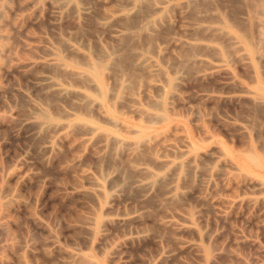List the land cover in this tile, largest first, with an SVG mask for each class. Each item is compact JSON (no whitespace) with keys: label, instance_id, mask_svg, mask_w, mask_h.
<instances>
[{"label":"rangeland","instance_id":"1","mask_svg":"<svg viewBox=\"0 0 264 264\" xmlns=\"http://www.w3.org/2000/svg\"><path fill=\"white\" fill-rule=\"evenodd\" d=\"M42 1L43 0H39L36 3V6L38 5L42 10V15H45L46 5L42 4ZM95 1L93 3L94 5L97 4V6L100 7L99 4H101L103 6L101 7V12L100 8H98L99 10L95 11L97 13L96 15L99 16L114 7L113 3L111 2L110 4H108V6L107 4H105L109 3L108 0H97L96 3ZM155 1L156 0H153V2L152 0H141L140 4H145L143 6H145L146 8L148 6H151L152 8L156 4V2L160 0H157L156 2ZM170 1V4H168L170 5L169 10L165 13L159 12L157 14V18H159L160 22L162 23L161 27L164 26V29L161 27L158 29V26H156V23H154L151 24L153 28L151 27L150 32L147 34V37L149 38L145 37L144 35L146 34L144 33H140L136 37L140 38L139 40L145 44V47H149V49H151L150 45H152L153 48L156 45L158 39H161L160 37H157V34L162 36L165 33H169L170 31L173 35V32L179 33L180 31L182 32V30L187 29L185 31V34H188L191 31L192 33L190 32L189 35L193 36L195 41H193V43L191 44L186 45L187 48L182 46L179 49H173L171 58L169 57L170 60H168V63L164 65V68L166 67V69L169 71V61L173 62L177 59V57H180V55L182 56L185 52L182 53L183 51L181 50L187 52L189 45H192L188 50V53L190 51V55H195V51L199 50V53H206L205 55H208L209 59L215 58V61H221V64L219 66H216L215 68H210L206 62L192 60L183 64H179L182 69V80L181 84L178 86V95L173 98H166V102L171 105V107L173 106L169 114L172 120L181 124H179L180 129L173 130V132L172 130H167L168 132L165 130L163 132L164 135L161 134L159 135V137L157 136L158 141L156 140V138L151 139L149 142L148 150H146L147 148L145 149V151L150 152L146 153L144 151L143 155L144 153H146V157L149 156L150 160L154 158V161H150L146 158V160L148 161H146V163L148 164L150 169L159 172L160 174L166 175L170 171L171 165H160L157 166L159 167L158 169H155L157 168L156 165H159V160L173 159L176 161H180L185 166L186 163L191 160L188 164V167L189 171L191 170V168H194L193 171L191 170L192 174L189 172V175V173L187 174L186 172V175L180 177L177 181L170 179V181L172 180V182L169 181L168 177H165L161 185L155 184L149 194H147L146 196H141V193L138 191V189L140 188L138 186H135L134 184L132 185L129 182V180H132L134 177V179L141 178L140 176L144 177L143 175H139V172L132 169L133 167L132 165H130L132 164L131 161L135 160L138 157L136 151L133 149V147H128L127 145L126 147L128 149L123 145H117L115 148H111V146L109 145L110 150H107L109 146L102 147L100 145V142L102 140H100V138H103V136H101V131L107 130L108 128H110V125L99 121L91 112L90 106L84 104L80 105H82V107L85 106L84 108L89 111V114H87V111L84 108L82 109V107L79 105V109H82L80 110L81 116L91 119L92 121L99 124L101 131L93 133V140L83 141L81 138L82 128L79 125H75L76 127H73L74 125L70 127L68 126L69 128L67 127L61 134V136L59 135L54 138V142L56 145L55 148L57 150L55 149L53 151L47 152L48 154H46L45 152L43 153L41 140L43 142V139H46L44 135H52V127L47 124L42 125L37 130V133L32 136V138L27 137L28 135H30H27L26 133L28 129H26V127H24L23 125H18L17 121H15L17 117H21L25 113V110L29 109V106H31L24 97L18 94V88H20V85L25 86L27 84L28 77L35 73V71L32 68L27 71L18 70L16 72L11 70L12 68L9 67V72L13 71L10 72L11 75L9 74V72H0L2 73L0 74V98H2L0 99V222L2 223V228L4 231L2 232L6 234L4 235L2 232L0 233V264H109V258L112 250L120 243V241H123V237L119 236L123 228L117 227V230H115L114 227L116 226L112 224H100L95 228L96 230L94 232L88 234L87 232H85L86 230L84 231V227L82 226L83 222H85V220L89 217H93L95 214H97L102 220H105L109 217H115L121 214V212H127L129 209L132 210V213L140 215L141 220L139 222L141 223L138 224L139 226H137L144 230L139 235L127 240V242L124 244V254L128 256L127 259L130 262L129 264H149V262L150 264H154L155 262L157 264H161V262L163 261L164 263L162 264H170V262L171 264H264V228H262L261 230V227H263L264 225V208H260V206L257 207L258 205H252L251 203V205H246L245 202H240L239 204H237L238 206H231L229 202H227L231 199L244 201L247 197L257 195L250 183L247 182L246 175L259 176L260 174H258L259 172L255 167L244 160L243 154L250 146L254 147V150L257 154H262V151L264 149V131L262 130L264 129V103L260 104L255 100L259 97L264 100V92L258 87V85L260 84L264 87V33L262 30L263 23L261 22V19H264V0H245L247 2H245L244 0H238V2L237 0H233V2H231L232 0H215L216 4H213L214 6L211 5L212 3H214V0ZM207 1L209 2V4H211L208 5ZM218 1L220 2L218 3ZM19 2H21V0H5V3L7 5L9 4L8 7H15ZM178 2L185 3V9L188 12V15H192L191 17H188L189 20L195 22L191 27L184 24L181 26L176 25L177 30L174 28L172 21H174V19L176 18L177 11L179 10L177 5ZM199 2L200 5L198 4ZM249 4L250 8L248 7ZM97 6L95 5L94 8ZM208 6L209 8L213 6L211 8H213L214 11H210ZM217 7H220L221 11H219ZM141 8L144 12H150L151 10V8H149L150 10H145L144 7ZM31 11L32 8L18 14L19 17L15 15L12 18V15H9L11 14V12L9 10H5L3 16L0 18L1 32L6 35L5 38L0 40V43L5 46L12 47V54L19 59H24L34 54L33 50H30L28 47H23L21 45L17 29L19 25L28 24V16ZM212 14L213 16H211ZM194 15L195 17L193 18ZM65 16V19L64 16L62 17L58 26L59 36L65 35V33L67 34L69 32L71 33V36H76V32H78V34H80L79 36H82L83 38L92 39L95 34H98L107 39L108 37L106 36L109 32H106V28L109 27L108 24L111 25L110 23H119L118 21L112 20L106 25H103L95 21L94 18H90L91 20H94L92 22L91 20L89 21V19L84 20L85 18L79 19L73 14H67ZM161 16L162 18H160ZM199 16L205 18L203 22L202 20H199L201 19V17ZM168 18H170V20H168ZM206 19L207 21H214L213 24L215 27H211L210 25H208ZM87 20L89 23H91H86ZM162 21H166L168 23H164ZM234 22L236 23L234 24ZM42 23H46L45 19L41 22V25H37L35 27L29 26V31L33 34H36L38 33V30H45L43 29L45 28V25H43ZM84 24H86V26H91L92 28H94L92 29L90 27H87L86 30V26H84ZM165 24L170 26L169 30L165 29V27L168 28L167 26H165ZM238 25L239 27H241L240 30L239 27L236 28ZM70 26L71 29H69ZM97 27L100 29H104L100 31ZM203 27H206V30H204ZM72 28H74L75 30H72ZM95 28H97L96 32H93ZM212 29L216 31L213 32ZM108 30L109 29H107V31ZM161 30H165V33L160 32ZM104 31L107 33V35ZM156 31H158V33H156ZM222 32H224V34ZM88 33L92 36H90ZM241 33H246L245 37H243L245 41L243 40V38H240V44H234L231 40V35H238ZM14 39H16V42L14 41ZM137 39L135 37L133 39V42L135 44L140 42L139 40L138 42ZM154 39H156V41ZM33 40L34 39L31 38L28 40V42L31 44H35L36 41ZM107 40L110 43V46L113 44L116 46L120 43L119 41L116 42V39H113L114 41H111L112 39L108 38ZM118 40H121L122 42L123 38H120ZM135 41H137V43ZM149 42H151L152 44ZM13 43H16V45L14 44L13 46ZM196 45L203 51H200V48L198 49L197 47H195ZM204 45L206 46V49ZM255 47L256 50H254ZM237 49L239 50L237 51ZM252 51L256 52L255 56H248ZM188 53L185 54L189 55ZM211 53L213 54V56ZM260 54L261 57L259 56ZM187 55H183V57H186ZM243 58L247 59L244 60ZM65 59V63L55 64L51 68V72L53 73L54 78H56L58 82L62 81V79L64 78V82L62 81L60 82V84L64 85L68 89L83 90L92 93L93 91L92 89L90 90L91 87L89 84L90 77L86 72H84L85 66L83 65V63L78 62L74 66H71L69 65V58ZM135 65L137 64L135 63ZM71 68H74L75 70ZM138 68L134 70V73H136L132 75L133 81L135 79L134 83L133 81H130V78L129 82L132 83L130 85V83L128 82V88L124 87L122 89V94H133L137 96V98L142 103L145 102V96L142 91L147 88L148 77H146V72L143 68ZM34 69L36 71L38 70L37 68ZM85 78H87V81L85 80ZM137 78L139 80L138 82L136 81ZM103 80L104 83L107 84L113 83L112 78L107 75H105ZM132 84H136V86H133ZM12 89L13 92H11ZM9 90L11 94L9 93ZM14 90L18 93L16 94ZM50 92H52V94H50ZM44 93H46L47 95ZM69 93L70 92L64 93L65 95L63 93L59 94L55 89L49 88L40 92L38 100L43 101H40V103L42 105L44 104L45 106H43L45 108H51L50 110L48 109V111H53L54 113H56L55 109L61 110L64 106L60 101L63 100L65 105L68 103L72 104V102H74V97L71 95L72 93ZM199 93H204V95L200 96ZM14 94H16V96ZM68 94L71 96H69ZM49 96H53L52 98L55 99L50 100L49 98H46ZM22 100H24V102H22ZM26 103H28L29 106ZM112 104L114 108L116 110L118 109L120 112L119 116L117 117L120 123H124L125 125L132 127H137L139 125L138 119H136L133 114L127 110V108H120L121 105H119V102L117 100H114V103ZM14 105L16 106L14 107ZM252 105L253 108L251 107ZM254 107L258 109L256 113L254 112V110L256 111ZM59 110H57V112H60ZM83 110H85L86 114ZM82 111L83 113H81ZM251 111L252 113L254 112L253 115H251ZM125 114H127V117H125ZM255 115L259 118L257 119ZM250 116L252 117V119H250ZM254 116L258 122L254 120ZM134 118L136 120H134ZM249 119L251 122H247ZM244 121L246 122L244 123ZM198 122L199 124H197ZM255 122L257 126L259 125V130L261 128V131H263V135L261 134V131L259 132L263 137L260 136L258 132L257 133L259 134V138L255 135L257 134L255 133V129L259 131L255 125ZM4 124H6V126H4ZM143 124L145 127H148L151 132L161 130L163 131V127L160 123L143 122ZM239 124L244 128H237V125ZM116 126L120 129H118ZM43 128H45V130ZM111 128L112 130H114V132L122 137L131 136L123 126L121 128L120 124L115 125ZM23 132L25 133V135L23 134ZM78 132L80 133L79 135ZM165 132L168 134H166L167 136L165 135ZM173 133H176L177 136L175 134V136L172 135ZM99 135L100 137H97ZM171 135L173 138L171 137ZM178 136H180V140ZM169 138L172 140H170ZM177 139L179 140V144L176 143L178 141ZM261 140H263V142ZM81 141L85 142V144L79 143ZM94 141L97 142L95 143ZM186 142L187 144H190L192 142V144L196 145L199 150L208 148L214 143L218 144L227 153V157L230 161L226 164L228 166L224 167L225 170L221 168V162H223L222 160L224 156H220V158L215 159V161H211L200 156H193V153L188 151L182 152L181 150L185 149L183 145L186 144ZM79 145L81 147H79ZM165 145H170L172 147ZM151 146H154L153 149ZM163 146H165V148ZM74 148L79 149V151ZM172 149H174L175 151L178 150L180 154L176 153L178 151L175 152ZM20 150H22L23 152ZM70 150L72 151V153ZM168 150H170V153ZM155 151L158 152L155 153ZM160 153H162V155L159 156L158 154ZM96 155H99V158H97L98 156ZM28 157H30V160ZM198 157L201 158L203 163L202 161L199 162L200 158ZM128 159H130L131 161H128ZM156 161L158 163H155ZM97 164L99 165L97 166ZM111 166H113L114 168ZM128 167L131 169H129ZM98 168H101L103 172L115 171L118 174L121 173V176L119 175V180L121 179L122 192L120 191V195L118 196L119 198L117 199L118 202H121V200L124 199L123 196H125L128 200L125 199V202L123 201L121 202V204L118 203L117 200H115L116 204L118 203L117 205H115V202H110L108 195H106L105 197L99 195L97 196V198H94L92 196V198L96 199L95 201H93L94 199L91 198V195L86 196L80 194L78 196H75L74 194L70 193V188L68 186L72 187L77 184L85 185L84 182L87 183L86 185H89L87 180L88 177L91 176L90 173L93 174L95 171H97ZM87 169L89 170V172H87ZM120 169L122 171L124 170L127 176H124V171L122 173ZM203 169L206 170L203 171ZM209 169L213 174L210 183L211 185L205 184V179L203 177L204 175L202 174V172H208ZM220 169L222 170L220 171ZM3 172L5 174H3ZM219 172H221L222 174ZM14 174H24L25 178L24 180H15ZM86 174L89 176L86 177ZM142 174H144V172H142ZM232 174H234L235 176ZM188 175L189 177H187ZM84 177L86 179H84ZM166 178L168 179L166 180ZM38 180L39 182H37ZM34 181L36 182V186ZM49 181H51L54 186ZM169 182L170 184H168ZM127 183L129 184L127 185ZM171 184H175V189L165 197V194H163V192H166L169 185ZM232 184L235 186H233ZM107 186L108 183L106 182L104 187L108 189ZM157 194H161L160 196H162L163 194V196L160 198V196L158 197ZM197 196H200L199 200L201 202L199 200H196L198 199ZM120 197H122L121 200ZM157 198L158 200H156L155 202V199ZM91 199L93 202L90 201ZM69 200H71V202ZM197 201L201 204H199ZM90 202L95 204L97 211L95 210L93 204L91 205ZM258 208H260L261 210L259 209L258 211ZM171 210H174V212ZM92 211L94 212V214ZM175 212L178 213L177 216ZM168 213L171 215V218L177 222H180L178 218L187 217L190 221L189 224L195 230L186 231L184 229H180L174 225H171L170 223L165 224L166 222H164L165 218H163V216L167 215ZM35 220L43 223L46 228L42 230L38 227H35ZM109 225L112 226L110 227ZM108 226L110 228H108ZM2 228H0V230H2ZM106 229L108 230L105 231ZM118 231L120 232L118 233ZM114 235L116 236V239ZM99 241H101L102 243ZM182 241H190L195 244L194 246L186 248V246L180 244L183 243ZM165 251L169 252L170 260L166 259L161 261L159 256ZM86 254L87 259H78L80 255ZM140 259L142 262L140 261ZM144 260H147V262L144 263Z\"/></svg>","mask_w":264,"mask_h":264},{"label":"bare ground","instance_id":"2","mask_svg":"<svg viewBox=\"0 0 264 264\" xmlns=\"http://www.w3.org/2000/svg\"><path fill=\"white\" fill-rule=\"evenodd\" d=\"M39 0H21V2H19L15 7H8V5L5 3V0H0V18L3 16L4 11L9 10L11 12L12 15L11 17L13 18L15 15L18 16V14L22 13L25 10H28L30 8H32L31 13L28 16V24L26 25H19L18 26V35H19V41L21 42V45L23 47H28L30 50H33V55L29 56L27 58L24 59H19L17 57H15L12 54V47H8L5 46L3 44L0 43V72L4 71L5 73L9 72V69L12 68L11 70L13 71H18V70H29L32 69L35 71V73H33L32 75H30L28 77L27 80V84L25 86H21L20 88H18V92H16V94L18 93L19 95H21L22 97H24L28 103H30L29 106L28 103H26L30 108L25 110V113L21 116V117H17V119H15V121H17L18 125H23L24 127H26V129H28L26 131L27 137H32L34 134L37 133V130L42 126V125H50L52 127V135L51 136H45L46 139H43V142L41 140L42 143V147L44 149H42V152L48 154L47 152L53 151L56 148L55 142H54V138L57 136H61V134L65 131V129L69 126H73L76 127L75 125H79L82 128V132H81V138L83 141H90L93 140V133L97 132V131H101V128L99 126V124H97L96 122L92 121L91 119L85 118L83 116H81L80 114V110H82L85 106L82 107V105H89L90 106V110L93 113V115L101 122L107 123L110 125V128H108L107 130H103L102 135L103 138H100L101 142L100 145L102 147H107V146H111V148H115L117 145H123L124 147H126V145L128 147H133V149L136 151L138 157L135 160H130L128 159V161H131L132 164V169L136 170L139 172V175H143L144 177L140 176L141 178H136V179H132L129 180V182L135 186H138L140 189H138V191L141 193V196H146L147 194L150 193V191L152 190L153 186L155 184H162L163 180L165 179V177L173 180H178L180 177L186 175L190 172L191 170L193 171L194 168H191V170L189 171V162L186 163V166L181 163L180 161H176L173 159H162L159 160V165L157 166H167V165H171V169L168 172V174H160L159 172H156L152 169L149 168L148 164L146 163V158L149 159V156H147L146 153H149L146 150H148V146H149V142L151 139L156 138L157 140V136L159 137V135L163 134L164 135V131L166 130H176V129H180V123L174 121L171 119L170 116V110H172L173 106L171 107V105H169L166 102V98H173L176 97L178 95V86L181 84V80H182V73H181V67L179 64H183L189 61H200V62H206L210 68H215L216 66H219L221 64V61H215L214 59H209L208 55H205L204 53H199L198 51H195V55H190V51L188 53V50L190 49L189 47H191L189 45L187 52L184 50L182 53H188L187 54H183V55H187L186 57H183V55L180 57H177V59L173 62L169 61V71L166 69V67L164 68V65L166 63H168V60H170L171 58V53L173 49H179L180 47L184 46L185 48L186 45L193 43V41H195L193 36H190V32L187 34H185V31L187 30H182V32L178 30L179 33L177 32H173L172 33L169 31V33H165V30H161L160 32L165 33L164 35L160 36L159 34H157V37H160L161 39H158V41L156 42V45L152 48V45H150L151 49H149V47H145V44L142 43V41H140L138 37H136L137 35H139L140 33H144L146 35H144L145 37H147L148 33L150 32L151 29V24L156 23L155 25L158 26V29L162 26V23L160 22V19L157 18V14L159 12H167L169 10V6L168 4H170V0H160L158 2H156V4L151 8V6L149 7H145L143 5L145 4H140L141 0H108L109 3H105L110 4L113 3L114 7L110 10H108L107 12H104L102 15H96L97 13L95 11L99 10L98 8H100V12L102 10L101 7H103L101 4L100 7L97 6V4H95L97 7L94 8V1L95 0H43L42 4L46 5V14L42 15V10L41 8L37 5L36 3ZM97 1V0H96ZM95 1V3H96ZM103 1V0H102ZM145 1V0H144ZM201 1V0H198ZM197 1V2H198ZM210 1V0H209ZM228 1V0H227ZM240 1V0H239ZM243 1V0H242ZM245 1V0H244ZM248 1V0H247ZM245 1V2H247ZM259 1V0H258ZM153 2V0H152ZM176 2V1H175ZM174 2V3H175ZM203 2V1H202ZM208 2V1H207ZM214 3H210L211 5L216 4L215 0L213 1ZM220 1H218L219 3ZM233 2V0L231 1ZM238 2V0H237ZM244 2V3H245ZM262 2V1H261ZM260 2V3H261ZM146 3V2H145ZM204 3V2H203ZM240 3V2H239ZM243 3V4H244ZM264 3V1H263ZM262 3V4H263ZM176 4V3H175ZM200 5V2L198 3ZM207 4V3H206ZM208 2V5H210ZM229 4V3H228ZM94 5V6H93ZM149 5V4H148ZM178 8L179 10L177 11L176 14V18L174 19V21H172V24L174 26V28L177 30V26H181V25H187L189 27H191L192 25H194V21L192 22L191 20H189L188 17H191L188 15V12L185 9V3H179L178 2ZM203 5V4H202ZM205 5V4H204ZM147 6V5H146ZM207 6V5H206ZM214 6V5H213ZM211 6V7H213ZM217 6V5H215ZM227 6V5H226ZM250 6V4L248 5V7ZM144 7L145 10L149 8H151L150 12L146 11H142V8ZM176 7V5H175ZM198 7V5H197ZM209 8V10H213V8ZM97 8V9H96ZM171 8V7H170ZM207 8V7H206ZM205 8V9H206ZM218 8V7H217ZM250 8V7H249ZM96 9V10H95ZM216 9V8H215ZM219 11H221L220 7L218 8ZM201 10V9H200ZM207 10V9H206ZM202 11V10H201ZM208 11V10H207ZM209 11V13H210ZM214 11V10H213ZM223 11V10H222ZM144 12V13H143ZM9 13V12H8ZM67 14H73L74 16H77V18H85L89 19V21L91 20L90 18H94L95 21H97L99 24H103L106 25L107 23L111 22L112 20L118 21L119 23L117 24H112L111 25L108 24V28H106V32L105 35L106 37L112 39L111 41H114L113 39H116V42L119 41L120 43L118 45H111L108 42V38L106 39L105 37H102L98 34H93L94 36L92 37V39L89 38H83L82 36H79L80 34H78V32H76V36L72 35L71 33H65V35L59 36V32H58V26L60 24V21L62 19V17L64 16L65 19V15ZM190 14V13H189ZM198 14V13H195ZM171 15V14H170ZM188 15V16H187ZM216 15V14H215ZM214 15V16H215ZM70 16V15H69ZM197 16V15H196ZM213 16V14L211 15ZM219 16V15H217ZM10 17V16H9ZM10 17V18H11ZM19 17V16H18ZM171 17V16H170ZM195 17V15L193 16V18ZM201 19H199L200 21L205 19L202 16ZM198 17V18H199ZM5 18V17H4ZM9 18V19H10ZM162 18V16L160 17ZM172 18V17H171ZM203 18V19H202ZM231 18V17H230ZM229 18V19H230ZM45 19L46 23L43 24L45 25V30H38V33L33 34L29 31V26H37V25H41V22ZM63 19V20H64ZM72 19V18H71ZM166 19V18H165ZM228 19V18H227ZM83 20V19H82ZM93 19L91 20L92 22L94 21ZM163 20V19H162ZM167 20V19H166ZM168 20H170V18H168ZM196 20V18H195ZM231 20V19H230ZM74 21V20H73ZM207 21V19H206ZM229 21V20H228ZM232 21V20H231ZM244 21V20H243ZM88 22V20L86 21V23ZM164 22V21H162ZM166 22V21H165ZM164 22V23H165ZM208 25H210L211 27H215L214 26V21H207ZM261 22L263 23L262 26V30L264 33V19H261ZM6 23V21H5ZM75 23V22H74ZM81 23V22H80ZM85 23V22H83ZM82 23V24H83ZM89 23V22H88ZM91 23V22H90ZM89 23V24H90ZM168 23V22H166ZM219 23V22H217ZM236 22H234L235 24ZM2 24V22H1ZM9 24V23H7ZM81 24V25H82ZM88 24V25H89ZM206 24V23H205ZM238 24V23H237ZM236 24V25H237ZM80 25V24H79ZM177 25V26H176ZM235 25V26H236ZM72 26V25H71ZM71 26L69 27V29H71ZM84 26H86V24H84ZM168 28L165 27V29L170 28L169 25H166ZM73 27V26H72ZM87 27L92 28L91 26H86V30ZM239 25L236 27L238 28ZM94 28V27H93ZM92 28V29H93ZM98 28V27H97ZM93 30V32H96V29ZM103 28V27H102ZM153 28V27H152ZM164 29V26L161 27ZM173 28V29H174ZM234 28V27H233ZM241 27H239L240 30ZM100 31H102L103 29L98 28ZM107 29H109L107 31ZM174 29V30H175ZM194 29V28H193ZM192 29V30H193ZM196 29V28H195ZM204 30H206V27L204 28ZM9 30V29H8ZM72 30H75L74 28H72ZM89 30V28H88ZM156 30V29H155ZM153 30V31H155ZM213 32L216 31L214 29H212ZM212 30H207V31H212ZM238 30V29H237ZM67 31V30H66ZM159 31V30H158ZM158 31H156V33H158ZM164 31V32H163ZM195 31V30H194ZM199 31V30H198ZM152 32V31H151ZM159 32V33H160ZM212 32V33H213ZM226 32V31H225ZM91 33V32H90ZM192 33V32H191ZM224 34V32H222ZM89 34V33H88ZM92 34V33H91ZM91 34H89L90 36H92ZM86 35V34H84ZM159 35V36H158ZM246 33L244 34H232L231 35V40L234 44H240V38L245 37ZM88 36V35H87ZM200 36V34H199ZM218 36V35H217ZM223 36V35H221ZM6 35L3 34L1 32L0 29V40L5 38ZM85 37V36H84ZM134 37L137 39V41L139 43H137V41H135L137 44H135L133 42ZM154 37V36H153ZM156 37V36H155ZM33 38V41H36L35 44H31L28 42L29 39ZM120 38H123V41L121 42V40H118ZM144 38V37H143ZM149 38V37H147ZM196 38V37H195ZM202 38V37H201ZM207 38V37H206ZM229 39V36H228ZM13 40V39H12ZM156 41V39H154ZM153 40V41H154ZM244 40V38H243ZM14 41L16 42V39H14ZM212 41V40H211ZM214 41V40H213ZM245 41V40H244ZM19 42V44H20ZM251 42V41H248ZM151 43V42H149ZM155 43V42H154ZM197 43V42H196ZM247 43V42H245ZM16 45V43H13ZM148 44V43H147ZM146 44V45H147ZM152 44V43H151ZM245 46V45H244ZM243 46V48H244ZM197 47V45L195 46ZM205 49L206 46L204 45ZM241 47V46H240ZM21 48V47H20ZM198 49L200 47H197ZM23 49V48H22ZM201 49V48H200ZM215 49V48H213ZM239 49H237L238 51ZM241 50V49H240ZM256 50V47L255 49ZM14 51V50H13ZM180 51V52H181ZM200 51H203L202 49ZM248 51V50H246ZM20 52V51H19ZM32 52V51H31ZM218 52V51H217ZM242 52V51H241ZM245 52V51H244ZM259 52V51H258ZM21 53V52H20ZM179 53V52H178ZM181 53V54H182ZM249 53V52H248ZM23 54V53H22ZM175 54V53H174ZM177 54V53H176ZM212 54V53H211ZM219 54V53H218ZM256 52L252 51L250 52V54L248 56H255ZM19 55V54H18ZM245 55V54H243ZM213 56V54H212ZM242 56V55H241ZM261 57V54L259 55ZM258 56V57H259ZM170 57V58H169ZM218 57V56H217ZM243 57V56H242ZM65 58H69V65L74 66L76 63H83L84 67V72L87 73V75L90 77L89 80V84H90V90L92 89V93L83 91V90H76V89H68L67 87H65L64 85H61L60 81L58 82L56 80V78H54L53 73L51 72V68L58 63H65ZM225 58V57H224ZM175 59V57H174ZM244 59V58H243ZM247 59V58H245ZM244 59V60H245ZM256 59V58H255ZM68 61V60H67ZM247 62V61H246ZM135 63L137 65H135ZM191 63V62H190ZM194 63V62H193ZM250 63V61H249ZM78 65V64H77ZM262 66V64H261ZM260 66V67H261ZM10 67V68H9ZM65 67V66H64ZM138 67H141V69L143 68L146 72V77H148V83H147V88H145L142 92L145 96L144 100L145 102H140V100L137 98V96L133 95V94H128V95H123L122 94V89L124 87H127V84L131 78L130 81H133L132 79V75L135 74L134 70L137 69ZM239 67V66H238ZM258 67V68H260ZM9 68V69H8ZM34 68H37L38 70L36 71ZM54 69V68H53ZM69 69V67H68ZM74 69V68H71ZM75 70V69H74ZM139 70V68H138ZM137 70V71H138ZM10 71V72H13ZM33 71V72H34ZM184 71V70H183ZM9 72V74H10ZM64 72V71H63ZM196 72V71H195ZM263 73V72H261ZM2 74V73H0ZM26 74V73H25ZM31 74V73H30ZM78 74V73H76ZM186 74V73H185ZM260 74V73H259ZM11 75V74H10ZM27 75V74H26ZM105 75L110 76L112 78V82L111 84H107L104 83L103 78L105 77ZM138 75V74H137ZM261 75V74H260ZM9 76V75H8ZM86 76V75H85ZM136 76V75H135ZM71 77V76H70ZM127 77V78H126ZM137 77V76H136ZM191 77V76H190ZM189 77V78H190ZM261 77V76H259ZM9 78V77H8ZM76 78V77H75ZM140 78V76H139ZM74 79V78H73ZM142 79V78H141ZM85 80L87 81V78H85ZM110 80V79H109ZM264 80V79H263ZM75 81V80H74ZM135 81V79H134ZM133 81V83H134ZM136 81L138 82V78L136 79ZM185 81V79H184ZM64 82V81H63ZM136 82V83H137ZM141 82V81H140ZM17 83V82H16ZM130 83V82H129ZM132 83V82H131ZM130 83V85H131ZM13 85V84H12ZM18 85V84H17ZM133 85V84H132ZM138 85V84H137ZM145 85V84H144ZM11 86V85H10ZM133 86H136L133 85ZM200 86V85H199ZM12 87V86H11ZM146 87V86H145ZM259 89L262 90L264 92V87L263 85H258ZM49 88H53L55 89L59 94H64V93H68L71 94L74 97V102H72V104H64L63 100L60 101L62 102V104L64 105L62 107L61 110H59L60 112H57V110L55 109L56 113H53L48 111L47 108H45L40 101L42 100H38L39 99V95L40 92L49 89ZM87 88V87H86ZM85 88V89H86ZM128 88V87H127ZM245 88V87H244ZM131 89V88H130ZM134 89V88H133ZM136 89V87H135ZM197 89V88H196ZM129 90V89H128ZM132 90V89H131ZM89 91V90H88ZM133 91V90H132ZM13 92V89L12 91ZM124 92V91H123ZM127 92V91H126ZM125 92V93H126ZM129 92V91H128ZM5 93V92H4ZM10 93V90H9ZM39 93V94H38ZM131 93V91H130ZM11 94V93H10ZM16 94H14L16 96ZM46 94V93H44ZM50 94H52V92H50ZM68 94V95H69ZM47 95V94H46ZM54 95V94H53ZM65 95V94H64ZM67 95V96H68ZM69 95V96H71ZM142 95V94H141ZM200 96H203L204 93H199ZM254 95V94H253ZM249 96V94H248ZM251 96V95H250ZM53 96H49L46 98H49L50 100L55 99L52 98ZM65 97V96H64ZM142 97V96H141ZM23 98V99H24ZM66 98V97H65ZM257 98V96H256ZM260 98V99H259ZM258 99H255L256 102L262 104L264 103V100L259 97ZM2 99V98H0ZM43 99V98H42ZM48 99V100H49ZM196 99V98H195ZM247 99V98H244ZM49 100V101H50ZM69 100V99H68ZM67 100V101H68ZM114 100H117L119 102V105H121L120 108L125 107L127 108L128 111H130L133 116L138 119L139 121V125L137 127H132V126H128L125 125L124 123H120V121H118V116H119V110L115 109L113 104ZM21 101V100H20ZM59 101V100H58ZM113 101V102H112ZM143 101V100H142ZM248 101V100H247ZM2 102V100H1ZM15 102V101H14ZM22 102H24V100H22ZM43 102V101H42ZM10 103V102H9ZM46 103V102H45ZM57 103V102H56ZM17 104V103H16ZM19 104V103H18ZM25 104V103H24ZM82 104V105H80ZM172 104V103H171ZM81 106L82 109H79L78 106ZM248 105V104H247ZM16 105H14L15 107ZM23 106V105H22ZM255 106V105H254ZM59 107V106H58ZM217 107V106H216ZM253 108V105L251 106ZM256 107V106H255ZM254 107V109H256ZM259 107V106H258ZM257 107V108H258ZM3 108V106H2ZM7 108V107H6ZM241 108V107H240ZM51 109V108H50ZM49 109V110H50ZM85 109V108H84ZM2 110V109H1ZM54 110V109H53ZM86 110V109H85ZM85 110L84 113H85ZM239 110V109H238ZM258 109H256V111L254 110V112L256 113ZM83 111L81 113H83ZM87 114H89V111L86 110ZM125 111V110H124ZM253 111V109H252ZM251 111V113H252ZM176 112V111H175ZM253 112V113H254ZM85 113V114H86ZM253 113L251 115H253ZM84 114V115H85ZM126 115V116H125ZM124 116L127 117V114H125ZM193 115V114H192ZM239 115V114H238ZM246 115V114H245ZM257 115V114H256ZM255 115V116H256ZM131 116V114H130ZM132 116V117H133ZM247 116V115H246ZM254 116V120L257 121V119L259 117H257V119H255ZM259 116V114H258ZM192 117V116H191ZM190 117V118H191ZM227 117V116H226ZM243 117V116H242ZM251 117V116H250ZM134 118V120H136ZM189 118V120H190ZM249 118V117H248ZM263 118V117H262ZM252 119V117L250 118ZM250 119L247 121L249 122ZM193 120V119H192ZM213 120V119H212ZM253 120V121H254ZM260 120V119H259ZM263 120V119H262ZM5 121V120H4ZM10 121V120H9ZM211 121V120H210ZM261 121V120H260ZM143 122L145 123H160L163 127V131H155V132H151L149 130L148 127H145ZM192 122V121H190ZM246 121H244L245 123ZM251 122V121H250ZM258 122V121H257ZM16 123V122H15ZM196 123V121H195ZM194 123V124H195ZM121 125L126 129V131L131 135L128 137H122L120 135H118L116 132H114V130H112L111 127L115 126V125ZM180 124V125H179ZM193 124V125H194ZM199 124V122L197 123ZM259 124V123H258ZM246 125V124H245ZM256 125V122H255ZM3 126V125H2ZM4 126H6V124H4ZM3 126V127H4ZM247 126V125H246ZM251 126V125H250ZM254 126V123H253ZM17 127V126H16ZM48 127V126H47ZM68 127V128H69ZM117 127V126H116ZM248 127V126H247ZM257 129L259 130V125L257 126ZM49 128V127H48ZM118 129H120L119 127H117ZM184 128V127H183ZM200 128V127H199ZM237 128L242 129L244 128L242 125H237ZM251 128V127H250ZM264 128V127H263ZM5 129V128H4ZM45 130V128H43ZM22 130V129H21ZM51 130V129H50ZM68 130V129H67ZM117 130V129H116ZM248 130V129H247ZM264 131V129H262ZM24 131V130H23ZM76 131V130H75ZM124 131V130H123ZM261 131V128L259 131H257L255 129V133H259ZM261 131V134L262 132ZM15 132V131H13ZM50 132V131H49ZM120 132V131H119ZM168 132V131H167ZM171 132V133H172ZM179 132V131H178ZM183 132V131H182ZM48 133V132H47ZM180 133V132H179ZM255 134L258 138H259V134ZM23 134L25 135V133L23 132ZM80 133L78 132V135ZM123 134V133H122ZM167 133L165 132V135ZM176 135V133H173L172 135ZM183 134V133H182ZM181 134V135H182ZM260 136H262L263 134ZM48 135V134H47ZM70 135V134H69ZM127 135V134H126ZM168 135V134H167ZM166 135V136H167ZM171 135V137H172ZM174 135V136H175ZM184 135V134H183ZM254 135V136H255ZM21 136V135H20ZM177 136V135H176ZM185 136V135H184ZM22 137V136H21ZM25 137V136H24ZM75 137V136H74ZM97 137H100L97 136ZM179 140H180V136ZM177 137V138H178ZM182 137V136H181ZM245 137V136H244ZM263 137V136H262ZM33 138V137H32ZM40 138V137H39ZM79 138V137H78ZM167 138V137H166ZM173 138V137H172ZM185 138V137H184ZM209 138V137H208ZM246 138V137H245ZM57 139V138H56ZM159 139V138H158ZM170 139V138H169ZM175 139V138H174ZM173 139V140H174ZM186 139V138H185ZM202 139V138H201ZM261 139V138H260ZM21 140V139H20ZM154 140V141H156ZM172 140V139H170ZM178 140V139H177ZM176 140V141H177ZM179 140L176 142L178 143ZM182 140V139H181ZM199 140V139H198ZM64 141V140H63ZM158 141V140H157ZM187 141V140H186ZM200 141V140H199ZM255 141V140H254ZM263 142V140H261ZM34 142V141H33ZM57 142V141H56ZM95 142V141H94ZM97 142V141H96ZM95 142V143H96ZM30 143V142H29ZM79 143H84L85 142H79ZM160 143V142H159ZM190 143V142H189ZM37 144V143H36ZM179 144V143H178ZM260 144V143H258ZM262 144V143H261ZM78 145V143H77ZM263 145V144H262ZM110 146L107 148V150L110 148ZM165 146H169L172 147L170 145H165ZM165 146H163L165 148ZM182 146V145H180ZM179 146V147H180ZM185 147L184 150H181L182 152L184 151H188L193 153V156H200L203 157L205 159L211 160V161H215V159L220 158V156H224L223 157V162H221V168L224 169L227 163H229V158L227 157V153L225 152V150L219 146L218 144H213L208 148L199 150V148L196 145H193L192 142L190 144H184L183 145ZM246 146V145H245ZM79 147H81L79 145ZM99 147V146H98ZM152 149L154 146H151ZM176 147V146H175ZM262 147V146H261ZM69 148V145H68ZM118 148V147H117ZM127 148V147H126ZM162 148V147H161ZM263 148V147H262ZM39 149V148H38ZM77 149V148H74ZM103 149V148H102ZM128 149V148H127ZM150 149V150H152ZM163 149V148H162ZM175 149V148H174ZM172 149V150H174ZM259 149V148H258ZM57 150V149H56ZM79 151V149H77ZM110 150V149H109ZM125 150V149H124ZM164 150V149H163ZM244 150V149H243ZM22 151V150H20ZM71 151V150H70ZM101 151V150H100ZM132 151V150H131ZM144 153L143 155V152ZM170 153V150H168ZM175 151V150H174ZM178 151V150H176ZM175 151V152H176ZM23 152V151H22ZM33 152V151H32ZM158 151H155V153ZM262 154H257L254 150L253 146H250L246 152L243 154L244 160H246L249 164H251L253 167H255L258 170V174H260L259 176H255V175H246V180L248 183H250V185L252 186V188L254 189V191L257 193L256 196H252V197H247L244 201L242 200H238V199H231L229 202V204L231 206H236L237 204H239L240 202H245L246 205L248 204H256L258 205L257 207L260 206L264 208V149L262 151ZM72 153V151H71ZM153 153V152H152ZM151 153V154H152ZM163 153V152H162ZM162 153L158 154L159 156L162 155ZM173 153V151H172ZM178 154H180V152H176ZM175 153V154H176ZM45 154V155H46ZM44 155V156H45ZM95 155V154H94ZM168 155V154H167ZM43 156V155H42ZM89 156V154H88ZM97 158H99V155ZM131 156V155H130ZM141 156V157H140ZM169 156V155H168ZM176 156V155H175ZM65 157V156H64ZM179 157V156H178ZM198 157V158H200ZM30 160V157H28ZM39 158V157H38ZM103 158V157H102ZM106 158V157H105ZM127 158V157H125ZM151 158V157H150ZM175 158V157H174ZM27 159V158H26ZM32 159V158H31ZM85 159V158H84ZM96 159V158H95ZM124 159V158H123ZM154 159V158H153ZM150 160V161H154V160ZM28 160V159H27ZM69 160V159H68ZM83 160V159H82ZM87 160V159H86ZM108 160V159H107ZM156 160V159H155ZM36 161V160H35ZM84 161V160H83ZM98 161V160H97ZM121 161V160H120ZM123 161V160H122ZM127 161V162H128ZM201 158L200 161L201 162ZM207 161V160H206ZM99 162V161H98ZM110 162V161H109ZM148 162V161H147ZM157 161L155 163H158ZM26 163V162H25ZM86 163V162H83ZM91 163V162H90ZM100 163V162H99ZM150 163V162H149ZM203 163V161H202ZM52 164V163H51ZM101 164V163H100ZM120 164V162H119ZM126 164V163H125ZM154 164V163H153ZM199 164V163H198ZM211 164V163H210ZM26 165V164H25ZM95 165V164H94ZM99 164H97L98 166ZM129 165V166H130ZM152 165V164H151ZM200 165V164H199ZM202 165V164H201ZM219 165V164H218ZM116 166V165H115ZM127 166V165H126ZM154 166V165H153ZM193 166V165H192ZM235 166V165H234ZM93 167V166H92ZM108 167V166H107ZM113 167V166H111ZM230 167V165H229ZM6 168V167H5ZM54 168V167H53ZM102 168V167H101ZM101 168H98L97 171H95L93 174L90 173L91 176L86 174V177H88V183L89 185H86L87 183H85V185H81V184H77L75 186H68L70 188V193L74 194L75 196H78L80 194L83 195H91L94 198H97V196H102L105 197L106 195H108L110 202H115V200H117L119 198L118 196L120 195V191L122 192V183H121V179L119 180V175L117 172L115 171H107V172H103V170ZM114 168V167H113ZM129 168V167H128ZM155 168V167H154ZM159 167L155 168L158 169ZM162 168V167H161ZM160 168V169H161ZM232 168V167H231ZM235 168V167H233ZM77 169V168H76ZM112 169V168H111ZM131 169V168H129ZM220 169V171L222 170ZM230 169V168H229ZM228 169V170H229ZM6 170V169H5ZM32 170V169H31ZM81 170V169H80ZM85 170V169H84ZM88 170V169H87ZM114 170V169H113ZM206 169H203V171ZM225 170V169H224ZM4 171V170H3ZM22 171V170H21ZM120 171H122L120 169ZM124 171V170H123ZM122 171V173H123ZM135 171V172H136ZM208 171V170H207ZM1 172V169H0ZM89 172V170L87 171ZM133 172V170H132ZM134 172V173H135ZM142 172H144V174H142ZM229 172V171H228ZM125 175L126 172L124 171ZM137 173V172H136ZM141 173V174H140ZM189 173V175H190ZM221 173V172H219ZM3 174H5L3 172ZM42 174V173H41ZM192 174V173H191ZM202 174L204 175V182L205 184H210L211 183V178L213 176V174L211 173L210 169L208 172H202ZM200 174V175H202ZM222 174V173H221ZM220 174V175H221ZM15 175V174H14ZM44 175V174H43ZM189 175L187 177H189ZM217 175V174H216ZM227 175V174H226ZM234 175V174H232ZM241 175V174H240ZM62 176V175H61ZM85 176V175H83ZM121 176V175H120ZM224 176V175H223ZM235 176V175H234ZM4 177V176H3ZM43 177V176H42ZM60 177V176H59ZM198 177V176H197ZM25 175L24 174H16L14 179L15 180H24ZM123 178V177H122ZM125 178V177H124ZM166 178V180L168 179ZM4 179V178H3ZM84 179H86L84 177ZM127 179V178H126ZM182 179V178H181ZM27 180V179H26ZM25 180V181H26ZM192 180V179H191ZM12 181V180H11ZM36 181V180H35ZM34 181V182H35ZM42 181V180H41ZM85 181V180H84ZM132 181V182H131ZM39 182V180L37 181ZM43 182V181H42ZM46 182V181H45ZM50 183H52L51 181H49ZM48 182V183H49ZM108 183V189H106L105 183ZM128 182V180H127ZM167 182V181H166ZM172 182V180L170 181ZM170 182L168 184H170ZM201 182V181H199ZM246 182V183H247ZM47 183V182H46ZM126 183V182H125ZM53 184V183H52ZM51 184V185H52ZM129 183H127L128 185ZM167 184V183H166ZM5 185V184H4ZM20 185V184H19ZM50 185V184H48ZM126 185V186H127ZM199 185V183H198ZM211 185V184H210ZM209 185V186H210ZM213 185V183H212ZM233 185V184H232ZM248 185V184H246ZM9 186V185H8ZM35 186H36V182H35ZM42 186V185H41ZM54 186V184H53ZM52 186V188H53ZM168 186V185H167ZM235 186V185H233ZM10 187V186H9ZM124 187V186H123ZM159 187V186H158ZM212 187V186H211ZM23 188V187H22ZM45 188V186H44ZM160 188V187H159ZM193 188V187H192ZM223 188V187H222ZM48 189V188H47ZM51 189V188H50ZM49 189V190H50ZM175 189V184H171L168 187V190L166 192H163V194L168 195L169 193H171V191H173ZM195 189V188H194ZM212 189V188H211ZM11 190V189H10ZM9 190V191H10ZM17 190V189H16ZM21 190V189H20ZM137 190V189H136ZM215 190V189H214ZM34 191V190H33ZM5 192V190H4ZM126 192V191H124ZM200 192V190H199ZM198 192V193H199ZM211 192V191H210ZM224 192V191H223ZM240 192V191H239ZM162 193V192H159ZM242 193V192H241ZM253 193V192H252ZM1 194V193H0ZM11 194V193H10ZM33 194V193H32ZM127 194V193H125ZM162 194V196H163ZM201 194V193H200ZM232 194V193H231ZM158 195V194H157ZM161 194L158 195V197ZM187 195V194H186ZM199 195V194H198ZM240 195V193H239ZM74 196V197H75ZM82 196V195H81ZM160 196V198L162 197ZM190 196V195H189ZM181 197V196H180ZM199 200L200 196H197ZM196 197V198H197ZM89 198V196H88ZM92 198V199H94ZM122 197H120L121 200ZM123 200H121V202H125V199L127 197L123 196ZM60 199V198H59ZM92 199L90 200L91 202L95 201L96 199H94L92 201ZM100 199V198H99ZM102 200V199H101ZM128 200V199H126ZM157 199H155L156 202ZM164 200V199H163ZM162 200V201H163ZM185 200V199H184ZM225 200V199H224ZM48 201V200H47ZM71 202V200H69ZM138 201V200H137ZM200 201V200H199ZM226 201V200H225ZM73 202V201H72ZM90 202V203H91ZM121 202L119 201L118 203L121 204ZM181 202V201H180ZM198 202V201H197ZM201 202V201H200ZM200 202H198L199 204H201ZM208 202V201H206ZM213 202V201H212ZM89 203V201H88ZM96 203V202H95ZM117 203V204H118ZM167 203V202H166ZM193 203V202H191ZM93 203H91L92 205ZM101 204V203H100ZM115 202V205H117ZM213 204V203H212ZM215 204V202H214ZM228 204V203H227ZM250 204V205H251ZM185 205V204H184ZM204 205V204H203ZM243 205V204H242ZM95 210L97 211L95 204H93ZM171 206V205H170ZM238 206V205H237ZM3 207V206H2ZM5 207V206H4ZM89 207V206H88ZM101 207V206H100ZM114 207V206H113ZM123 207V206H122ZM156 207V206H155ZM250 207V206H249ZM256 207V206H255ZM256 207V208H257ZM65 208V207H64ZM133 208V207H132ZM174 208V207H172ZM258 208V211L259 209ZM170 209V208H169ZM236 209V208H235ZM108 210V209H107ZM122 210V209H121ZM166 210V209H165ZM249 210V209H248ZM261 210V209H260ZM89 211V210H88ZM91 211V210H90ZM134 211V210H133ZM174 212V210H171ZM257 211V210H256ZM3 212V211H2ZM93 212V211H92ZM155 212V211H154ZM166 212V211H165ZM245 212V211H244ZM159 213V212H158ZM176 213V212H175ZM264 213V212H263ZM3 214V213H2ZM90 214V213H89ZM88 214V215H89ZM94 214V212H93ZM91 214V215H93ZM119 214V213H118ZM178 213H176L177 216ZM4 215V214H3ZM187 215V214H185ZM262 215V214H261ZM23 216V215H22ZM189 217V216H188ZM216 217V216H215ZM263 217V216H261ZM3 218V217H2ZM5 218V216H4ZM34 218V217H33ZM36 218V217H35ZM163 218H165L164 222L170 223L171 225H174L180 229H184V230H191L194 231L195 229L189 224V219L187 217H180L178 218L180 220V222L174 221L171 218V215L168 213L167 215H164ZM199 218V217H198ZM213 218V217H212ZM260 218V217H259ZM221 219V218H220ZM234 219V218H233ZM141 220L140 215H136L134 213H132V210H128L127 212H121V214L117 215V216H113V217H109L106 218L105 220H102L97 214H95L93 217H89L88 219L85 220V222H83V227H84V231L89 233L94 232L96 229V227H98L100 224L102 225H107V224H112L116 227L115 230H117V227H122L123 230L118 231V233L120 232L119 236H122L123 241H120V243L112 250L110 258H109V262L111 264H129V260L127 259V255L124 254V244L127 242V240H129L130 238H133L137 235H139L140 233H142L144 230L139 228L138 224H140L141 222H139ZM32 221V220H31ZM145 221V220H144ZM153 221V220H152ZM155 221V220H154ZM215 221V220H214ZM36 222V226L42 230H44L46 227L44 226L43 223H41L38 220H35ZM261 222V221H259ZM22 223V222H21ZM33 223V222H32ZM134 224V225H133ZM35 225V224H34ZM111 225V226H112ZM138 225V226H137ZM142 225V224H141ZM110 226V225H109ZM108 226V228H110ZM156 226V225H155ZM19 227V226H18ZM259 227V226H258ZM261 227V226H260ZM0 228H2V223L0 222ZM263 227H261V230ZM101 229V228H100ZM229 229V228H228ZM260 229V228H259ZM38 230V229H37ZM40 230V231H42ZM108 229H106L105 231H107ZM3 231L0 230V233ZM103 231V230H102ZM168 231V230H167ZM211 231V230H210ZM4 232V231H3ZM2 232V233H3ZM6 232V230H5ZM113 232V231H112ZM212 233V232H211ZM4 234V233H3ZM2 234V236H3ZM87 234V235H88ZM169 234V233H168ZM177 234V232H176ZM223 234V233H222ZM6 235V234H4ZM112 235V234H111ZM155 235V234H154ZM210 235V234H207ZM230 235V234H229ZM115 236V235H114ZM113 236V237H114ZM189 236V234H188ZM195 236V235H194ZM248 236V235H247ZM107 237V236H106ZM105 237V238H106ZM255 237V236H254ZM55 238V236H54ZM104 238V239H105ZM89 239V238H88ZM103 239V238H102ZM116 239V236H115ZM195 239V238H194ZM170 240V239H168ZM197 240V239H196ZM157 241V240H156ZM85 242V241H84ZM101 242V241H99ZM129 242V241H128ZM159 242V241H158ZM165 242V241H164ZM163 242V243H164ZM184 246H186V248H189L191 246H194L195 243H192L190 241H182ZM206 242V241H205ZM77 243V242H76ZM75 243V245H76ZM86 243V242H85ZM83 243V244H85ZM102 243V242H101ZM107 243V242H106ZM166 243V242H165ZM164 243V244H165ZM168 243V242H167ZM172 243V242H170ZM235 243V242H234ZM25 244V243H24ZM50 244V243H49ZM81 244V245H83ZM128 244V243H127ZM147 244V243H146ZM145 244V245H146ZM157 244V242H156ZM80 245V244H79ZM88 245V244H87ZM104 245V244H103ZM107 245V244H106ZM129 245V244H128ZM166 245V244H165ZM78 246V245H77ZM83 247V246H82ZM101 248V247H99ZM159 248V247H158ZM18 249V248H17ZM78 249V248H76ZM131 249V248H130ZM175 249V248H174ZM200 249V248H199ZM227 249V248H226ZM248 249V248H247ZM75 250V249H74ZM140 250V249H139ZM153 250V249H152ZM196 250V249H195ZM126 251V249H125ZM160 252V251H159ZM168 252V251H167ZM166 251L161 254L159 256V258L162 260H166L169 259V252L167 253ZM212 252V251H211ZM264 252V251H263ZM141 253V252H140ZM157 253V252H156ZM155 253V254H156ZM228 253V252H227ZM159 254V253H158ZM188 254V253H186ZM15 255V254H14ZM33 256V255H32ZM66 256V255H65ZM175 256V255H174ZM156 257V256H155ZM108 258V257H107ZM196 258V257H195ZM203 258V257H202ZM235 258V257H234ZM78 259L80 260H84L87 259V254L86 255H80L78 257ZM170 260V259H169ZM243 260V259H242ZM255 260V259H254ZM141 261V259H140ZM108 262V263H109ZM142 262V261H141ZM147 260H144V263H146ZM240 262V261H239ZM244 262V261H243ZM109 263V264H110ZM160 263V262H158ZM164 263L161 262V264ZM238 263V262H237ZM150 264V262H149ZM154 264H157L156 262ZM171 264V262H170Z\"/></svg>","mask_w":264,"mask_h":264}]
</instances>
